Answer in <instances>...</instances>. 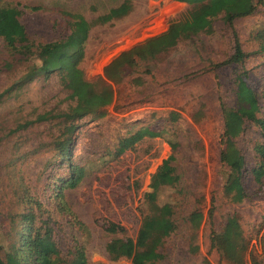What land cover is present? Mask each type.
<instances>
[{"label": "rangeland", "instance_id": "rangeland-1", "mask_svg": "<svg viewBox=\"0 0 264 264\" xmlns=\"http://www.w3.org/2000/svg\"><path fill=\"white\" fill-rule=\"evenodd\" d=\"M260 1L250 16L233 23L246 54L242 65L211 68L232 52L230 30L215 18L210 34L174 41L154 60L138 63L112 87V102L102 109L101 116L84 117L72 127L61 116L73 101L55 74L47 79L36 77L7 92L0 99V245L4 247L10 239V221L31 210L35 219L48 222L62 256L78 242L88 263L132 264L130 259L114 260L106 254L104 246L109 237L102 225L115 223L127 236H135L144 195L153 191L150 177L171 150L164 138H143L120 156L114 157L113 152L119 139L148 127L168 133L178 143L173 165L179 183L158 194L159 203L173 204L176 228L164 242L162 260L155 264H230L228 253L224 255L210 246V232L218 233L230 218L236 219L252 251L264 264V226L260 227L264 178L257 190L248 174L256 161L255 148L262 142L256 125L261 123L256 120H264V105L258 99L264 85V60L255 54L254 39L256 32L264 30V0ZM120 3L0 0V7H15L29 41L38 44L58 41L68 34L67 17L60 13L77 14L91 22ZM32 7L41 10H28ZM190 10V5L173 0H131L126 16L88 31L79 64L84 79L99 77L119 52L165 33L172 21ZM3 61L13 66L0 73V92L30 64L8 57L0 40ZM240 68L247 72L246 84L257 96L259 110L253 119L229 118L233 128L228 135L245 169L241 182L246 197L233 204L222 195L226 169L218 161L224 133L220 105L233 106L234 73ZM171 112L177 115L175 121H170ZM67 150L68 161L60 157ZM73 168H81L83 177L74 188L62 189L58 199L60 182L71 175ZM60 200L86 226V236H81L60 212ZM192 246L195 252L190 250ZM2 253L0 250V257Z\"/></svg>", "mask_w": 264, "mask_h": 264}, {"label": "trees", "instance_id": "trees-1", "mask_svg": "<svg viewBox=\"0 0 264 264\" xmlns=\"http://www.w3.org/2000/svg\"><path fill=\"white\" fill-rule=\"evenodd\" d=\"M173 1L190 5V13L172 21L165 33L119 52L102 68L101 75L92 81L85 80L79 68L88 31L95 25H104L126 16L131 0H121L117 7L109 9L91 22L85 21L77 14L60 13L67 17L65 25L69 28L68 34L58 41L38 44L29 41L24 27L18 20L19 13L15 7H0V40L5 52L16 62L30 63L14 82L0 92V99L11 89L29 83L36 77L47 79L55 74L58 76L61 87L67 91L68 98L73 101V105L61 116L63 121L72 127V123H77L84 117L101 116L102 109L112 102V87L120 84L138 63L154 60L157 54L171 47L174 41H187L198 34H210L212 20L218 17L230 30L232 52L227 59L211 65V68L242 65L246 54L241 50L233 23L250 16L256 5L261 2L260 0ZM28 10L35 12L41 9L32 7ZM254 39L257 42L255 54L264 60V30L256 32ZM12 66L13 63L0 62V73L9 71ZM246 76L247 72L242 68L235 71L233 106L225 108L222 104L220 105L224 133L220 141L218 161L226 169L222 195L233 204L242 202L246 197L241 182V175L245 169L243 158L228 135L229 130L233 128L229 118L236 116L240 119H253L254 114L259 110L257 96L247 86ZM258 99L264 105V85L259 91ZM176 117V113H169L170 121H175ZM256 121L261 123L256 125L260 128L262 142L257 144V149L255 148L256 161L248 174L253 185L259 190L264 178V120ZM143 138H164L171 153L161 161L150 177V187L153 191L144 195L143 212L135 236L131 238L125 234L121 226L106 222L102 228L109 238L104 250L114 260L125 258L130 259L132 264H155L162 260L161 249L164 242L176 228L173 204L159 203L158 194L161 190L172 189L179 183V177L173 165L178 143L164 131L141 127L117 141L113 156H120ZM68 156L69 150L60 154V157L65 160ZM67 166L72 169L68 162ZM82 177L83 170L73 168L71 175L61 180L56 197L60 199L62 189L74 188ZM59 204L60 212L70 219L81 236H86L88 234L86 226L63 206L61 200ZM35 220H38V224H35ZM262 226H264V216L260 224V227ZM8 233L10 236L8 243L4 247L0 245V250H3L0 264H100L88 263L84 257L83 245L78 242L74 243L62 256L53 241L52 229L48 222L35 219L31 210L22 212L18 220H11ZM248 242L234 218L226 220L218 233L213 230L210 232V246L216 247L224 255L228 253L230 264H246V262L263 264ZM190 250L195 252L196 247L192 246Z\"/></svg>", "mask_w": 264, "mask_h": 264}]
</instances>
